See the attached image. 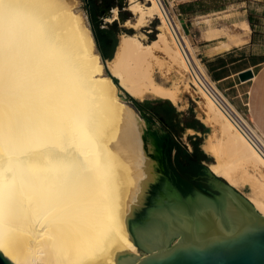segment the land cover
I'll return each instance as SVG.
<instances>
[{"label": "bare ground", "instance_id": "1", "mask_svg": "<svg viewBox=\"0 0 264 264\" xmlns=\"http://www.w3.org/2000/svg\"><path fill=\"white\" fill-rule=\"evenodd\" d=\"M146 1L129 0V10L135 28L161 20L158 40L146 45L125 34L104 66L75 0H0V251L14 264L83 263L98 218L140 256L93 192L111 162L93 106L117 101L144 122L104 67L136 99L178 105L185 91L199 95L201 121L212 128L202 146L215 159L210 170L235 189L249 187L245 197L264 216V158L188 78L164 0ZM188 47L196 61L190 41ZM157 70L171 86L155 79ZM106 263L116 264L107 252Z\"/></svg>", "mask_w": 264, "mask_h": 264}, {"label": "water", "instance_id": "2", "mask_svg": "<svg viewBox=\"0 0 264 264\" xmlns=\"http://www.w3.org/2000/svg\"><path fill=\"white\" fill-rule=\"evenodd\" d=\"M104 73L108 75L105 67ZM253 77L252 70L239 74L242 82ZM117 90L142 117L126 92L119 86ZM93 111L111 156L107 173L93 188L94 197L138 247L140 256L129 253L98 218L79 264H105L106 252L116 264H264V216L244 195L205 167L208 185L217 196L198 191L196 197L184 198L173 189L152 204L159 174L166 176L157 170V154L167 153L172 171L187 178L199 173L195 164L181 155L178 146L168 153L165 139L161 145L155 136L166 132L153 120L150 124L143 117L142 122L126 105L96 104ZM0 264L14 263L0 251Z\"/></svg>", "mask_w": 264, "mask_h": 264}, {"label": "crops", "instance_id": "3", "mask_svg": "<svg viewBox=\"0 0 264 264\" xmlns=\"http://www.w3.org/2000/svg\"><path fill=\"white\" fill-rule=\"evenodd\" d=\"M168 1L205 60L206 69L264 134V36L252 28L246 0ZM213 30L220 34L207 37ZM247 70H252L254 77L242 82L239 74ZM177 107L188 108L189 103ZM194 133L200 135V131Z\"/></svg>", "mask_w": 264, "mask_h": 264}, {"label": "rangeland", "instance_id": "4", "mask_svg": "<svg viewBox=\"0 0 264 264\" xmlns=\"http://www.w3.org/2000/svg\"><path fill=\"white\" fill-rule=\"evenodd\" d=\"M75 1H76L75 8L80 13H82V15L84 16L86 23L89 26V29L92 33V36H93V39L95 42V47L99 51L101 56H102V53L100 51L101 49L99 47V44L97 41V36H96V33L99 31L107 32L109 34V36L113 39V45L111 47L114 46L115 50L113 52V56L111 59H113L115 52L117 50V46L119 45L122 36L125 34H127V35H135V34L139 35L141 37V39H143L142 42L146 45L152 43L155 40H158V36L161 32L160 27H159V26H161V20L160 19H152V20H150L149 24H147V26L135 28V25L137 23L136 16H134L132 14V12H130V10H129V8H130L129 0H119L120 5L115 4V6L113 8V12L109 16L104 17L105 20L101 23V25H96L94 23V20H93L94 13L90 7V0H75ZM137 1L143 5H149L146 0H137ZM145 2H146V4H145ZM164 3H165V7L167 8L168 11H171L172 13L177 14L173 5L168 3L167 0ZM246 3L248 5L249 12L254 13V20L257 24L258 32L262 36H264V0L254 1V2H252V0H246ZM116 11L118 12V15L115 18ZM119 15H121L123 18L122 22L119 21ZM106 20L108 23H106ZM128 22H130V23H128ZM131 24H133V25H131ZM262 41H263V38H262ZM191 44L195 49L196 55H198L199 52L197 51L198 48H197L196 44L194 42H191ZM102 58H103V56H102ZM199 58H201L203 64L206 65L205 60L203 59L202 55L199 54ZM111 59H108V58L104 59L103 58L104 65L106 66L107 61L111 60ZM105 72H107L108 76L111 77L113 79V81L116 80L117 81L116 85L119 86V80L117 78L113 77L111 75L110 71L106 67H105ZM207 72H208L209 76L211 77V79L213 81H215L212 74L209 72V70H207ZM162 76L163 75L159 70H157L155 72V79L158 82H160L164 86H171L172 80H168L165 77L162 78ZM177 78H178L177 75L173 74V80H177ZM188 81H189V79L187 80V82ZM218 87L220 90H222L226 94L227 97H229V94H227V92H225V90L219 85V83H218ZM126 94L131 101H133V100H137L139 102L159 101V100L168 101V100L161 99V98H158V97H155L152 95H147L146 97H144V99L140 100V99H136L134 97H131L127 92H126ZM181 101L183 103L188 102L189 107L188 108H179V107H177V105H174L176 107L178 113L180 114V119L182 122L180 129L175 136V141L177 142V145L179 148L187 151V153L181 152V155L184 156L185 158L189 159V160L196 159L199 157V153L196 151V147L194 144V143H198L199 150L202 151L207 156V160H203L202 164L209 170L210 169L209 165L215 163V159L213 157H211L210 155H208L203 150L202 146H203L205 139L208 136V134L211 133L212 128H208V129L204 130L205 132H203L202 128H200L198 130L185 128L186 123L191 122L192 120H198L201 124H203L201 121L202 116H204L202 100L200 99L199 95H195L191 91H185L184 93L181 94L180 101L178 102L179 106L181 104H183V103H180ZM232 102L235 104V102L233 100H232ZM142 113H143V116L141 118L144 120L143 117H144L145 113L144 112H142ZM153 121L156 122L167 133L166 129L163 127V125L159 122L158 119H153ZM182 128H184V129L182 130ZM189 130H193L192 134ZM195 131H200V135H197L196 133H194ZM197 138H199V139H197ZM219 178H221V177H219ZM236 190L244 196L250 192L249 187L238 188Z\"/></svg>", "mask_w": 264, "mask_h": 264}, {"label": "built area", "instance_id": "5", "mask_svg": "<svg viewBox=\"0 0 264 264\" xmlns=\"http://www.w3.org/2000/svg\"><path fill=\"white\" fill-rule=\"evenodd\" d=\"M165 1L166 0H164V2ZM169 13L171 16L169 23L170 35L185 61L189 78L193 81L195 80L199 82L198 84L205 90L207 95L221 110L225 117L230 120L239 133L242 134L253 148L264 158V134L255 126L248 116L239 109L222 90L219 89L218 83L211 79L206 66L203 64L202 59L199 58V55H197V60H194L188 47V41H190V39L182 26L180 16L171 11H169Z\"/></svg>", "mask_w": 264, "mask_h": 264}, {"label": "flooded vegetation", "instance_id": "6", "mask_svg": "<svg viewBox=\"0 0 264 264\" xmlns=\"http://www.w3.org/2000/svg\"><path fill=\"white\" fill-rule=\"evenodd\" d=\"M115 4H119V0H90V7L94 13V23L96 25H101V23L105 20V16H109L113 12V8ZM106 23L107 20H106ZM97 41L99 47L102 51H107L113 45V39L109 36L107 32L99 31L96 33ZM162 156V159L160 158ZM157 160H159L157 164L158 171H165L166 176L159 174V185L155 189V193L153 195L152 204H156V202H160L161 195L165 194V190L169 193L173 191V189L177 190L182 197H196L199 192L205 193L210 197H215L218 194L214 192L210 185H208V176L207 172L204 171L197 176H188L192 179L190 180L183 175L176 174L172 171L171 166L172 162L169 158V155L166 153H162V155H156ZM177 159V157H175ZM160 164V165H159ZM163 164V169L160 168Z\"/></svg>", "mask_w": 264, "mask_h": 264}, {"label": "trees", "instance_id": "7", "mask_svg": "<svg viewBox=\"0 0 264 264\" xmlns=\"http://www.w3.org/2000/svg\"><path fill=\"white\" fill-rule=\"evenodd\" d=\"M249 21L255 30H257V24L254 20V13L251 12L249 15ZM258 31V30H257ZM259 33V32H258ZM260 34V33H259ZM114 46L110 47L107 51H101L102 56L104 59H111L114 52ZM115 83H117L116 80H114ZM136 107L140 109L142 112L145 113L144 118L150 123H153V119H158L159 122L163 125V127L166 129L167 133H164V135L160 136L157 132H155L156 138L159 140V144L162 145V141L165 139V143H163L168 151V153L175 147H177V142L175 141V136L178 133L180 126L182 124L180 119V114L178 113L176 107L174 104L170 101H144L139 102L137 100H133ZM186 129H195L198 130L200 128L206 130L205 126L201 124L198 120H192L191 122H187L185 125ZM184 128H182L183 130ZM163 138V139H162ZM199 139V138H197ZM196 147V151L199 153V157L196 159H192L191 163L195 164L196 168L198 169L199 173L196 174L199 175L200 173H203L206 171L205 166L202 164L203 160H207L206 154H204L202 151L199 150L198 143H194ZM180 153L184 152L187 153L186 150H183L179 148ZM179 153V152H178ZM191 180L192 178L189 177Z\"/></svg>", "mask_w": 264, "mask_h": 264}]
</instances>
